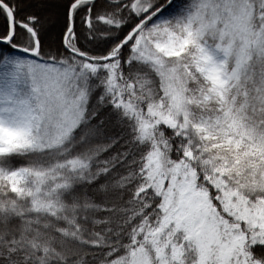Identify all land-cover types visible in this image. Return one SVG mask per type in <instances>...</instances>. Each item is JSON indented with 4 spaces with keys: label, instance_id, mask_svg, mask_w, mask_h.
<instances>
[{
    "label": "snow or ice",
    "instance_id": "snow-or-ice-1",
    "mask_svg": "<svg viewBox=\"0 0 264 264\" xmlns=\"http://www.w3.org/2000/svg\"><path fill=\"white\" fill-rule=\"evenodd\" d=\"M0 264H264V0H0Z\"/></svg>",
    "mask_w": 264,
    "mask_h": 264
}]
</instances>
